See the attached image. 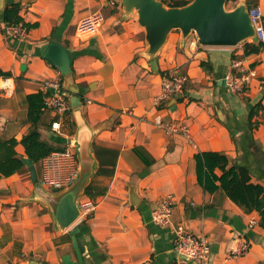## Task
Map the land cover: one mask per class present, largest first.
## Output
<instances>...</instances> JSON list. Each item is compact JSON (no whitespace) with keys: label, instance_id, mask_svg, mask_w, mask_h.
Segmentation results:
<instances>
[{"label":"crops","instance_id":"0c3cea01","mask_svg":"<svg viewBox=\"0 0 264 264\" xmlns=\"http://www.w3.org/2000/svg\"><path fill=\"white\" fill-rule=\"evenodd\" d=\"M15 1L21 5L24 22L36 25L18 40L7 34L0 17V70L7 72L0 75V138H15L17 155L27 158L21 144L31 126L25 96L42 91L46 98L42 82L62 79L39 53L43 44L57 42L70 54L82 104L80 111L70 106L59 118L58 131L51 128L58 117L44 108L38 124L41 139L55 150L69 147L77 122L85 121L94 147L118 152L112 174L91 179L95 188H106L92 198L97 208L74 225L84 247L78 264L180 263L172 249L173 226L178 223L206 237L210 259L204 264H264L259 213L244 211L220 188L206 191L197 180L194 160L197 152H222L230 165L247 167L251 181L264 187L263 111L249 118L253 106L264 107V49L246 55L243 42L235 47H207L199 45L194 35L181 44L179 32L173 30L157 55L154 71L143 55L144 32L134 15L123 16L119 1L6 3ZM246 2L259 6L264 15V0ZM95 10L104 15L98 32L78 37L77 21ZM236 61L252 73L240 93L230 92L224 82ZM173 67L187 74V81L174 97L157 101L164 75ZM158 117L163 123L186 124L191 140L166 134L156 123ZM99 153L101 159H110L106 151ZM103 168L110 169V163ZM33 186L28 168L0 176V264L76 262L68 229L54 228L48 208L31 198ZM167 194L174 196L171 223L159 226L150 220V211ZM130 198L137 204H131ZM251 219L256 223L250 227ZM241 239L249 242V250L231 257ZM184 264L200 263L187 260Z\"/></svg>","mask_w":264,"mask_h":264},{"label":"water","instance_id":"95a60500","mask_svg":"<svg viewBox=\"0 0 264 264\" xmlns=\"http://www.w3.org/2000/svg\"><path fill=\"white\" fill-rule=\"evenodd\" d=\"M228 1L190 0L185 5L172 7L161 0H119L123 16L134 15L144 32L143 55L154 71L157 70V55L173 30L179 32L181 44L190 35H194L199 45L207 47H235L245 41L258 42L246 0H237L234 7L227 9ZM29 2L31 0H22V4ZM5 5L6 0H0V14ZM39 53L60 71L62 92L72 109L80 111L82 101L78 85L72 78L71 57L66 48L57 42H48L40 47ZM91 137L92 132L86 122H77L75 136L69 141V146L74 148L76 153V175L73 181L61 190L52 192L46 189L39 179L34 163L28 158H23L34 185L31 198L48 208L55 229H68L72 238L77 261H66V264L81 263L84 252L81 241L76 238L78 227L74 225L82 214L80 201L83 192L98 168ZM130 199L131 204H137L136 200Z\"/></svg>","mask_w":264,"mask_h":264},{"label":"built area","instance_id":"2783aa9c","mask_svg":"<svg viewBox=\"0 0 264 264\" xmlns=\"http://www.w3.org/2000/svg\"><path fill=\"white\" fill-rule=\"evenodd\" d=\"M119 1V0H117ZM120 3V2H119ZM121 4V3H120ZM248 14L254 25L258 42L264 41V20L263 12L259 6H248ZM104 21V15L100 10H95L81 17L76 25L75 32L78 37L94 35L98 32ZM7 34L14 39L22 40L26 38L28 29L22 24L6 27ZM241 61H236L231 69L224 76L227 89L232 93H240L247 88L252 73L245 72L241 66ZM236 68L233 72L232 68ZM187 81V74L181 72L179 68L169 69L163 78L161 93L156 97L157 101H166L180 91ZM42 88L47 90L48 96L44 99V108L51 110L58 117L51 123V128L58 131L61 127L59 118L63 117L70 105L67 97L62 92L60 78H48L42 82ZM156 123L166 134H180L187 140H191L189 128L184 123H163L160 118ZM77 170V158L74 148L66 147L62 150H54L41 160V174L39 179L42 185L49 190L57 191L68 186L74 179ZM174 196L167 194L159 199L151 208L150 220L159 226H168L171 223ZM82 214L87 217L97 208L94 199L85 197L80 201ZM255 220L249 221V226L255 224ZM172 249L178 255L177 264H184V261L195 260L204 264L210 259V246L205 236L195 235L189 232L182 224L173 226ZM249 250V242L241 239L236 248L230 252L231 257H240Z\"/></svg>","mask_w":264,"mask_h":264},{"label":"trees","instance_id":"16d2710c","mask_svg":"<svg viewBox=\"0 0 264 264\" xmlns=\"http://www.w3.org/2000/svg\"><path fill=\"white\" fill-rule=\"evenodd\" d=\"M168 6H182L190 0H161ZM248 4V3H247ZM251 4H248L250 6ZM21 5L19 2H7L2 14L1 21L5 27L22 23L27 29L34 27L36 24L24 22L19 12ZM244 54H250L264 49L263 42H243ZM0 75H7V72L0 70ZM45 95L42 91L30 93L25 96L27 104V118L30 122V129L22 136L21 144L28 159H30L36 168L38 176L41 174V160L55 148L40 137L39 120L42 110L44 109ZM263 111L261 104H256L250 109L249 118ZM256 125V124H255ZM15 138H0V176L8 177L16 172H21L27 166L23 158L17 155ZM94 154L98 160V168L95 175L104 173L111 175L112 169L117 157V151L110 148L94 147ZM106 151L110 156L109 160H103L99 151ZM62 150V149H60ZM196 177L198 182L206 191L212 192L220 188L230 198L232 202L240 206L246 212L257 211L260 215L259 225L264 229V187L261 184L253 183L247 167L230 165L226 154L218 151H203L194 154ZM111 165L110 169H104L103 164ZM221 171L220 175L215 170ZM29 171V170H28ZM218 182L219 184H216ZM105 187L95 188L93 180L88 184L83 192V196L95 198L97 195L105 192ZM79 230V228H78Z\"/></svg>","mask_w":264,"mask_h":264},{"label":"rangeland","instance_id":"374dc122","mask_svg":"<svg viewBox=\"0 0 264 264\" xmlns=\"http://www.w3.org/2000/svg\"><path fill=\"white\" fill-rule=\"evenodd\" d=\"M237 0H229L226 4V8L229 9V8H232L235 6Z\"/></svg>","mask_w":264,"mask_h":264}]
</instances>
